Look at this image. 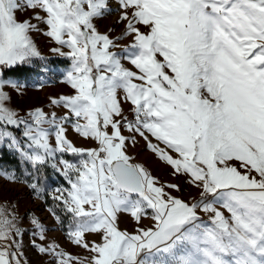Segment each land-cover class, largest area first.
I'll return each instance as SVG.
<instances>
[{"label": "snow or ice", "instance_id": "1", "mask_svg": "<svg viewBox=\"0 0 264 264\" xmlns=\"http://www.w3.org/2000/svg\"><path fill=\"white\" fill-rule=\"evenodd\" d=\"M0 264H264V0H0Z\"/></svg>", "mask_w": 264, "mask_h": 264}, {"label": "rangeland", "instance_id": "2", "mask_svg": "<svg viewBox=\"0 0 264 264\" xmlns=\"http://www.w3.org/2000/svg\"><path fill=\"white\" fill-rule=\"evenodd\" d=\"M63 85L59 83H52L41 92H30L28 102L43 103L47 95L51 92H60L63 90ZM141 159H146V156H141ZM196 193L193 191L192 195Z\"/></svg>", "mask_w": 264, "mask_h": 264}]
</instances>
